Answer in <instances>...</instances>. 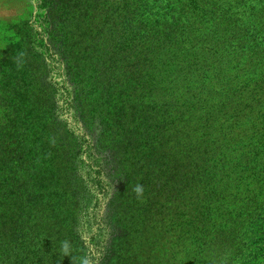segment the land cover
Instances as JSON below:
<instances>
[{"label": "trees", "instance_id": "16d2710c", "mask_svg": "<svg viewBox=\"0 0 264 264\" xmlns=\"http://www.w3.org/2000/svg\"><path fill=\"white\" fill-rule=\"evenodd\" d=\"M101 1L86 0L85 19L100 12L103 52H66L62 86L46 83L41 71L44 100L14 97L0 117L1 134L33 133L18 143V191L1 195L0 264H220L212 250L218 228L238 236L243 264H257L264 255V85H256L255 107L237 104L230 113L225 101L223 114L195 122L186 115L194 105L187 112L159 100L148 105L160 86L151 69L162 72L164 49L149 51L148 35L133 48L124 39L142 19L127 18L125 0H110L124 2L115 9ZM184 5L199 10L194 0ZM9 180L0 190L13 187Z\"/></svg>", "mask_w": 264, "mask_h": 264}, {"label": "rangeland", "instance_id": "374dc122", "mask_svg": "<svg viewBox=\"0 0 264 264\" xmlns=\"http://www.w3.org/2000/svg\"><path fill=\"white\" fill-rule=\"evenodd\" d=\"M125 1L129 6L127 18L142 19V24L131 25L130 35L124 40L131 42L134 48L147 42L144 36L148 35L155 41L149 51H157L156 44L164 49L159 63L162 72L151 69L155 83L160 86L152 100L147 101L148 105L159 100V104L167 102L185 112L194 105L192 111L186 113L192 114L193 122L195 118H206V112L223 114L221 106L225 101L230 113L237 104L255 107L254 92H259L256 85H264V0H194L199 7L196 13L184 5L191 0ZM101 2L105 9H115L120 3ZM85 3L86 0H0V117L9 104L7 101L14 97L24 102L44 100L37 90L42 85L41 71V79L46 83L52 78L62 86L67 73L64 70L66 52L84 51L85 56L94 58L103 52L100 35H97L101 28L100 12L91 11L92 16L87 17V21ZM123 4L120 3V7ZM181 8L185 12L178 15ZM158 13L160 17L156 16ZM178 19L177 26H170ZM156 21L157 27L149 28ZM181 23L186 27L184 32L179 30ZM135 27L143 30L133 33ZM146 31L149 34H145ZM220 39L223 40L219 42ZM148 59L153 58L148 55ZM56 68H59L57 74ZM25 86L35 95L25 93ZM14 89L20 91L14 93ZM164 95L169 97L165 100ZM70 121L73 124L75 120L70 117ZM216 129V135H221L217 126ZM8 131V134L0 133V184L10 179L13 187L0 190V214L5 211L7 202L1 195L18 191L21 184L16 174L18 143L24 136L26 141L33 137L32 132L25 133L23 129ZM229 230L218 228L214 237L219 243H214L212 250L221 255L220 264H243V255L237 253L241 250L234 249L239 243L238 236L233 240ZM257 264H264V255Z\"/></svg>", "mask_w": 264, "mask_h": 264}, {"label": "clouds", "instance_id": "9594fccd", "mask_svg": "<svg viewBox=\"0 0 264 264\" xmlns=\"http://www.w3.org/2000/svg\"><path fill=\"white\" fill-rule=\"evenodd\" d=\"M134 192L137 194V196H141L142 193H143V189L140 185H137L135 188H134Z\"/></svg>", "mask_w": 264, "mask_h": 264}]
</instances>
